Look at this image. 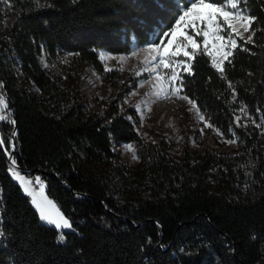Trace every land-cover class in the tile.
Instances as JSON below:
<instances>
[{"label": "trees", "instance_id": "1", "mask_svg": "<svg viewBox=\"0 0 264 264\" xmlns=\"http://www.w3.org/2000/svg\"><path fill=\"white\" fill-rule=\"evenodd\" d=\"M179 7L182 0H0V93L9 116L0 120V264H264V32L254 44L240 41L249 51H236L223 75L207 56L195 58L193 75L183 73V92L237 136L239 150L228 154L184 147L173 156L144 142L132 108L112 103L100 116L39 61L41 52L65 50L104 71L98 48L159 41ZM248 7L255 27L264 24V0ZM16 69L38 93L19 83ZM242 108L260 131L235 123ZM12 131L15 168L39 174L72 224L63 242L9 172ZM113 140L137 144L135 167L114 166L139 192L132 200L117 199L102 170ZM210 179H223L234 197Z\"/></svg>", "mask_w": 264, "mask_h": 264}, {"label": "rangeland", "instance_id": "2", "mask_svg": "<svg viewBox=\"0 0 264 264\" xmlns=\"http://www.w3.org/2000/svg\"><path fill=\"white\" fill-rule=\"evenodd\" d=\"M4 18L6 16L1 15L0 28L2 27ZM151 43L159 44L160 40L139 44L132 43L127 49L118 52L98 48L99 56L101 52H104L109 56L117 58L101 60L104 71L98 70L93 64L88 62L77 63L72 57V53L65 50L58 51L51 56L46 55L45 52H41L39 54V61L50 75L60 80L91 111L96 112L100 116L104 114L112 103H117L121 109L132 108L134 115L131 116V120L134 129L142 141L161 144L173 156H178L184 147L196 152L204 148L226 154L238 151L237 136L232 130L222 131L212 124L200 109L201 114L205 116V121L199 120L195 114V110L189 111L191 105L185 100H180L176 97L168 100L157 99L153 95L154 81L152 74L144 70L146 65L143 63L147 53L141 51ZM133 50L138 52L136 57L131 56ZM121 56L125 57L124 61L119 60ZM106 66L111 71H105ZM137 72L140 75H136ZM16 73L20 84H25L31 92H39L33 83L27 82L23 78L18 69H16ZM133 93L135 94L133 95ZM180 95L187 96L183 90L180 92ZM0 96L4 97L2 93H0ZM137 104L140 106L139 109L136 107ZM7 113L8 111L6 110L4 114ZM237 117H239V120L236 119ZM205 123H210L212 127H205ZM235 123L247 132H251L253 129L261 130L259 120L246 110L237 112ZM217 130H219V134ZM227 140H235L236 142L228 144L226 143ZM127 144L134 146L135 155L138 157L136 142L131 140H113L111 149L115 152V155L102 168L104 176L112 180L110 185L115 197L121 201L132 200L139 193L138 191L131 192L130 187L117 177L114 168L115 163L123 164L124 169V165L126 169H130V167H135L138 164L139 158L133 160L132 153L125 150L124 146ZM10 167H13V165ZM19 172L26 179L33 181L32 187L36 191H39V186L35 184V178L40 177L39 174L25 175L21 171ZM244 172L247 174V170L244 169ZM210 180L213 189L225 190L231 197H234V194L229 191L230 188L225 185L223 179ZM41 181L45 186V181L42 178ZM143 192H145V189ZM45 194L47 195L46 191ZM47 196L49 199H52L49 195ZM29 199L31 201L30 197ZM63 230L65 229L58 230L56 235L57 240L58 236L63 233ZM0 232H2L1 228ZM2 244L3 237L0 235V246Z\"/></svg>", "mask_w": 264, "mask_h": 264}, {"label": "snow or ice", "instance_id": "3", "mask_svg": "<svg viewBox=\"0 0 264 264\" xmlns=\"http://www.w3.org/2000/svg\"><path fill=\"white\" fill-rule=\"evenodd\" d=\"M7 3V0H2ZM249 0H182V7H179L178 15L174 24L163 32L159 37L160 43H151L141 51L147 53L143 63L145 71L152 74L153 95L157 99L168 100L176 97L185 100L201 121L205 116L201 114L195 101L187 96L180 95L183 89V73L193 75V62L197 56H207L211 66L223 75L225 64H231L236 51H249L241 45L254 44V36L257 32H264V24H260L256 14L248 7ZM174 5H170L172 7ZM166 41V42H165ZM138 52L133 50L132 57ZM182 57V58H181ZM102 61L106 59H117L100 53ZM124 61L125 57H119ZM105 71H111L107 66ZM136 75H140L139 72ZM2 86V85H0ZM143 86V85H141ZM231 87V85H229ZM135 93H133L134 95ZM7 103L3 96H0V120L9 119L4 114L7 110ZM139 109V104L136 105ZM243 111V108L241 109ZM239 120V117L236 118ZM14 123V121H12ZM205 127H212L205 123ZM218 134H219V130ZM235 140H227L226 143L233 144ZM4 141L0 140V147ZM125 150L132 153V159L136 160L134 146L127 144ZM15 160H12L13 167L9 168L12 177L19 182L24 193L31 198V204L36 209L39 219L56 229H71L72 224L57 204L45 194V186L40 177L35 178V184L39 186L36 191L32 185L33 181L26 179L15 168ZM0 235H3L0 232ZM65 236L61 233L58 241L63 242Z\"/></svg>", "mask_w": 264, "mask_h": 264}, {"label": "water", "instance_id": "4", "mask_svg": "<svg viewBox=\"0 0 264 264\" xmlns=\"http://www.w3.org/2000/svg\"><path fill=\"white\" fill-rule=\"evenodd\" d=\"M14 127H15V124H14ZM11 142H12V147H11L10 152L8 154V157H9L10 162H12L11 158H12V154H13V148H14V145H15V139H14L13 131L11 133ZM34 170L36 172H38V169H34Z\"/></svg>", "mask_w": 264, "mask_h": 264}]
</instances>
